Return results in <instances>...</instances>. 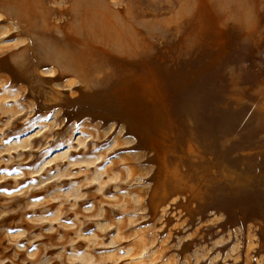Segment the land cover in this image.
Instances as JSON below:
<instances>
[{"label":"rangeland","instance_id":"374dc122","mask_svg":"<svg viewBox=\"0 0 264 264\" xmlns=\"http://www.w3.org/2000/svg\"><path fill=\"white\" fill-rule=\"evenodd\" d=\"M22 1L0 264H264V0Z\"/></svg>","mask_w":264,"mask_h":264},{"label":"bare ground","instance_id":"6f19581e","mask_svg":"<svg viewBox=\"0 0 264 264\" xmlns=\"http://www.w3.org/2000/svg\"><path fill=\"white\" fill-rule=\"evenodd\" d=\"M6 1H7V4H8L11 0H10L9 2H8V0H6ZM14 2H15V1H14ZM19 2H23V1H22V0H19V1H18V0H17L16 5L19 4ZM56 60H57V59H56ZM59 60H60V59H59ZM57 61H58V60H57Z\"/></svg>","mask_w":264,"mask_h":264}]
</instances>
